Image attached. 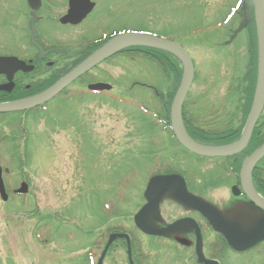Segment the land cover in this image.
<instances>
[{
  "label": "rangeland",
  "instance_id": "rangeland-1",
  "mask_svg": "<svg viewBox=\"0 0 264 264\" xmlns=\"http://www.w3.org/2000/svg\"><path fill=\"white\" fill-rule=\"evenodd\" d=\"M236 1L109 0L102 10L108 8V14H111L109 20L117 22V26L105 23L99 14L91 17L84 26L74 29L62 25L59 20L61 13L53 11V21L42 25L39 23L37 29L53 46L96 39V22L105 27L170 34L189 52L195 65L196 79L183 107L187 117L211 130L225 124L233 128L235 125L242 127L244 116L238 114L240 110L235 109L239 100L230 89V82L235 74L244 73L250 60V51L247 49L249 36L254 38L252 56L259 64L254 10L252 12L251 8L243 7L240 17L234 22V34L222 31H216L215 35L205 34L202 29L214 21L223 22L227 10ZM64 2L61 0L58 4ZM26 23L23 0H0V53L15 52L25 46L27 50L31 49L27 41ZM235 50L239 54L234 55ZM67 55L64 52L53 53V62L60 61L61 68L49 77L39 93L21 94L22 89L19 94L10 95L0 86V102H23L24 98L44 93L62 80L67 82L57 88L58 92L66 88L104 83L126 97L122 96V101H115L117 106L110 102L108 96L103 99L105 95H100V98L97 95H79L82 97L81 102L57 100L49 106L51 113L48 115L24 116L25 132L22 134L27 136L24 142L17 140L19 134L13 132L15 123L11 117L0 120V137L4 139L0 143V161L12 172L7 182L11 187L26 182L31 198L27 206H24L26 202L20 203L18 200L8 204L0 200V264H86L88 248L93 247L90 254L96 260L100 250L97 245L99 236L109 225H116V222L132 230L137 237L133 244L136 264H141L142 259L146 260L144 264H198L197 255L178 241L181 238L187 239L190 248H193L194 232L190 227L185 225L172 232L151 237L136 235L133 230V215L160 191V183L147 190L149 183L146 169L156 163L152 162L155 161L152 158L156 152L170 161L169 172L178 171L189 177L186 181L192 192L190 199L217 212L234 233L250 236L260 230L264 214L254 207L245 206L243 200L230 197L229 187L233 180H229V171L227 174L224 172V163L227 161L209 162L191 156L178 145L170 131L166 133L163 130L161 124L155 126V122L142 120L141 113H138L141 104L137 102H146L155 108L157 103L148 88H137L133 82L139 80L147 86L161 84L157 71L155 75L148 73V70L154 71L151 64L142 61L130 64L121 59L103 65L101 69L91 68L81 78L69 80V76L90 57L82 53L79 57L71 56L75 58L69 59ZM75 60L74 66L68 65ZM170 61L176 68L171 72ZM165 62L171 74L168 79L163 78L165 83L161 86L167 89L170 85L169 93L176 92L183 75H180L181 70L176 62L168 57ZM229 66L232 70H229ZM257 69L256 79L259 77V67ZM254 83L255 78L252 88H255ZM171 96L169 94L168 100L165 99L169 103V111L172 108V101H169ZM263 122L264 114L256 127L259 135L253 131L245 149L247 151L243 153L253 154L264 144ZM152 133H156L158 141H163L155 145L153 150L150 144V137H154L150 136ZM260 165L264 167V161ZM195 176L197 181L192 186L191 178ZM120 182L122 190H119ZM122 191L126 198L125 204L124 200L120 204ZM114 201L120 204V216L116 220L111 218L106 221L101 217L104 203ZM182 217H191L207 225L209 232L204 239L201 238V247L207 245L204 254L207 252L210 255L208 245H211L213 231L216 230L214 224L202 214L184 208L174 189L162 201L150 207L139 223L158 229L160 224H169ZM46 224L52 227L53 239L48 245H40L35 233L38 231L42 237L47 236L44 229ZM160 239L167 244H159ZM176 245L180 246L179 250ZM259 247L262 250H256L250 256L236 257L229 254L219 257L225 264H264V242ZM141 250L152 255L151 259L145 257ZM127 258L128 253L122 247L113 252L105 264H128Z\"/></svg>",
  "mask_w": 264,
  "mask_h": 264
},
{
  "label": "flooded vegetation",
  "instance_id": "flooded-vegetation-1",
  "mask_svg": "<svg viewBox=\"0 0 264 264\" xmlns=\"http://www.w3.org/2000/svg\"><path fill=\"white\" fill-rule=\"evenodd\" d=\"M40 1L41 3H37L36 1H34L33 8L31 6L29 8L28 1L23 0L24 9L26 11V17H27V23H26L28 30L27 41L31 49L27 50L25 46L24 49H22V47H19V50L15 52L6 51L0 53V58H12L15 59L16 61H21L24 63V66L21 69H16L18 64L15 65V69L12 72V77H14L13 80L14 86L11 89L10 93H6V94H10V95L19 94L22 89L24 90L21 92V94L24 93L37 94L39 93L42 87L46 86V82L49 80V77L54 73H56L61 68L60 61L53 62V44H51L50 40H48V38L43 34H41L37 29V25L39 23L40 25H42V23H49L53 21V11L61 13L59 19L60 17L65 16L71 9L72 10L76 9V12L78 13H81L83 11L89 12L87 17L81 23L78 24V27L81 26L84 22H85L84 25L87 24L91 19V17L94 18L96 15L99 14H101V17L103 18V21L105 23L112 26H117V22H111L109 20L111 14H108L109 13L108 8L104 11L102 10L105 7V5H107L109 0H65V2L62 4H58L61 0H40ZM243 4H245V6L246 5L249 6L246 3ZM91 5L93 6L92 9H90ZM232 7L233 6H231L230 9L227 10V13H232ZM70 28H74V27H70ZM94 29H97L98 31L102 30L106 32L105 34L94 40L95 42L96 41L102 42L103 40H106L109 37L114 36L118 32L125 31L130 28L119 29L117 27H105L103 24L96 22ZM158 33L161 36L175 39V37L170 36V34H162L160 32ZM86 52L89 53L90 51L87 50ZM74 63H76V60L68 65H72ZM15 71L18 73L14 76ZM7 85H9L8 77L5 75L0 76V86L7 87ZM52 102L53 101H51L47 105L51 104ZM249 155L251 154L247 152L243 153V156H241V162H239L240 167H242L244 161L249 157ZM234 160L236 163L238 161V158H235ZM253 172L254 173L258 172L254 178H253L254 173H252L253 186L255 188V191L259 194L261 198L264 199V167L258 164L253 170ZM235 187L240 188V190L242 191V182L240 179V175L236 173L235 176H233V186H231L230 188V193ZM233 198L238 200H243L245 206L247 205L249 207L256 208L243 193H240L239 197L237 198L232 196V199ZM219 224L220 222H215L214 224L217 230L213 231L212 245L208 247V249L211 251L210 255H208L206 252V254H204L205 255L204 259L200 261L198 264H225L224 262H222L220 258L221 256L219 257V255L226 257L229 254H231L236 257H244L247 255L250 256L256 250L257 251L262 250V248L259 247L261 244L257 247H254L253 249L247 250L246 252H242V253H237L230 247L224 248L218 246V239H221L220 238L221 234L218 231L220 230ZM115 229L117 228L115 227ZM206 249L207 248H205V251ZM207 261H209L210 263H207Z\"/></svg>",
  "mask_w": 264,
  "mask_h": 264
},
{
  "label": "water",
  "instance_id": "water-1",
  "mask_svg": "<svg viewBox=\"0 0 264 264\" xmlns=\"http://www.w3.org/2000/svg\"><path fill=\"white\" fill-rule=\"evenodd\" d=\"M255 5H256V11H257L256 17H257V25H258V33H259V41H260V72H259L260 76H259L257 93L255 96V102L253 104V109H252L249 121L244 130L240 143L237 144L236 146H231L228 148L205 147L193 141L185 132V129L183 127V122H182V107H183L184 100L187 96V93L193 81L194 70H193V65L191 63V60L188 57V55L185 53V51L173 43L146 37V36H141V35H122L120 37L115 38L111 42H109L108 45H106L99 52L94 54L86 63H84L71 76H69V80L77 78L78 76L84 74L89 69L96 66L97 64L101 63L102 61L108 59L109 57L113 56L114 54L128 47L145 46V47H153V48H158V49L172 52L178 55V57L182 60L184 64L183 83L174 101V104L172 107V114H171L172 129H173V132L176 138L190 152L197 154V155L204 156V157H229V156L238 154L248 146V143L252 136L256 121L258 120L264 108V0H255ZM65 82H67V80H63L57 86H55L53 88V93L57 91V88H59L60 86H63ZM30 105L32 104L25 103L22 105L20 104V105H14V106H0V112H9V111H13V109L26 108ZM263 157H264V147L258 150L246 162V164L244 165L243 172H242V178L244 181H246L245 177H248L250 179L252 169ZM170 179H173V178H170ZM0 193L2 195V198L5 200L7 196L5 195L4 185L1 179V168H0ZM256 200H257L258 205L261 206L264 211V202H262L259 199H256ZM207 212L209 213V215L216 216V214L212 212L211 210H208ZM217 218L219 217L217 216ZM222 226L221 227L225 229L226 231L225 234L227 235L229 239H231V237H234L233 234L231 233L229 234V231L226 226L225 227L224 225ZM146 232L150 233L148 231ZM263 240H264V227L259 233L256 234V236H253V238L248 239L246 242L244 241V244L246 243L244 247L250 248ZM101 263H102V260L100 261V264Z\"/></svg>",
  "mask_w": 264,
  "mask_h": 264
},
{
  "label": "trees",
  "instance_id": "trees-1",
  "mask_svg": "<svg viewBox=\"0 0 264 264\" xmlns=\"http://www.w3.org/2000/svg\"><path fill=\"white\" fill-rule=\"evenodd\" d=\"M125 53L129 54V55H137V56H142L144 58H148L151 59V54H154V60L155 62H158L159 64L163 65L165 68H167L169 70L170 68V72L175 68V64L170 61L169 63V68L167 63L165 62V60H159L157 61V56H160L162 52L160 51H154L151 49H133V50H128ZM176 62V61H175ZM176 65L178 66V63H176ZM181 75V71L179 72ZM171 74V73H170ZM248 90L247 92H245L246 95V102L243 106V112H244V120L247 117L249 110L251 108V104H252V98H253V94H254V88H252V84L255 78L254 72H251L248 74ZM249 84L251 86H249ZM173 98V94L171 96V99L169 101H172ZM165 103V101H164ZM165 112H166V117H167V121H169V103L165 104ZM168 115V116H167ZM183 119L185 122V127L186 130L188 132V134L196 141L202 144H206V145H222V144H227V143H231L234 140L238 139L240 134H241V128H239L238 130L232 129V128H228L226 127L225 129H223L220 132H206V131H199L197 127H195V125H193L192 120H190L187 115L185 114V112L183 111ZM263 126H264V122H263ZM255 132H257V128L255 129ZM255 135V133H254ZM257 135L258 132H257ZM254 141V140H253ZM250 151V150H248Z\"/></svg>",
  "mask_w": 264,
  "mask_h": 264
},
{
  "label": "bare ground",
  "instance_id": "bare-ground-1",
  "mask_svg": "<svg viewBox=\"0 0 264 264\" xmlns=\"http://www.w3.org/2000/svg\"><path fill=\"white\" fill-rule=\"evenodd\" d=\"M84 23H85V22H84ZM84 23H83L82 25H84ZM82 25H81V26H82ZM81 26H79V27H81ZM175 56H178V55L175 54ZM242 113L244 114V112H242ZM145 212H146V211H145ZM145 212H144V214H145ZM144 214H143V215H144ZM143 215H142V216H143ZM140 217H141V216H140ZM140 217H139V218H140ZM55 242H56V241H55ZM55 242H54V243H55Z\"/></svg>",
  "mask_w": 264,
  "mask_h": 264
}]
</instances>
